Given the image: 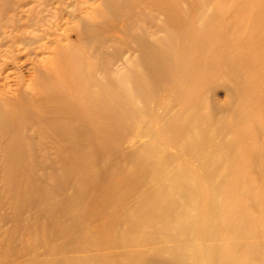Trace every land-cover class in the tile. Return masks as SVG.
<instances>
[{
	"label": "rangeland",
	"instance_id": "obj_1",
	"mask_svg": "<svg viewBox=\"0 0 264 264\" xmlns=\"http://www.w3.org/2000/svg\"><path fill=\"white\" fill-rule=\"evenodd\" d=\"M77 119L97 150L74 135ZM224 124L258 152L264 192V0H0V264H132L92 229L141 188L152 201L191 188L193 170L204 196L208 166L184 144ZM160 150L170 180L155 183ZM258 209L259 224L235 232H210L198 212L184 246L156 247L175 243L158 223L154 240L119 250L155 246L144 264H264V193Z\"/></svg>",
	"mask_w": 264,
	"mask_h": 264
},
{
	"label": "bare ground",
	"instance_id": "obj_2",
	"mask_svg": "<svg viewBox=\"0 0 264 264\" xmlns=\"http://www.w3.org/2000/svg\"><path fill=\"white\" fill-rule=\"evenodd\" d=\"M64 59L65 57L63 56L62 59H60L56 63V69L60 68V65L62 64ZM196 101H199V98ZM95 104L96 102L92 101L91 106H89L88 108H84L85 110H87V114L91 115V112L94 109L96 115H98L95 107L93 106ZM80 107L81 109L83 108L82 106ZM91 107L93 109H90ZM202 110L203 109H200L198 107L193 108V118H197L200 114V111ZM238 113L240 114V112ZM106 114L109 115L110 113L106 112ZM91 116H88L89 119L87 121L90 120ZM80 121L86 120L77 119V123L74 122L72 126L74 135L79 139V141H81L83 138L85 144L82 145V143H78H80L83 148H88L93 152L98 149V144L94 142V140H96L97 138L92 133L87 132L86 128L80 125ZM215 126L216 128L213 129ZM215 126L211 128L213 130H210V132V127H208L207 130V126L205 125L200 126V128H193L192 130H190L189 138L184 144V146L187 145V150L192 153V158L194 159V161H196V164L199 165V167H203V163L200 162L201 160H205V165L208 166L207 186L206 189H203L205 190L204 196H202L203 192L197 191V173L194 170L191 175H184V178H193L191 188L183 182H179L177 184L174 183V185L170 184L165 192L162 193V195L159 197V200L153 199L154 202L150 198V195L152 193L149 194L147 192L148 190L141 188L139 192L133 194L131 198L125 200V202H122L118 206V208L114 210L115 215L110 213L108 216H104V221L100 222V224H97L94 229H92L95 230L98 227L106 228L105 232L103 233L102 230L98 229L97 234H95V244L98 246H113L115 249H117V253L129 256L132 264H144V262L150 260V257H148V252L153 250L152 248L160 247L163 249V251H165L167 250V248L170 249L172 246L179 247V244L184 246V244H186L183 242V240H185L183 239V237H185V233L194 226V223L197 224L196 227H200L198 225L200 223H196V221L194 220V217L196 216V214H198V212L200 214H204V219L205 215L208 213V219L204 221H207L205 227L209 228L210 232H218L220 235L224 234L225 232H235L241 229L243 226L250 227L258 225L261 221L259 218L260 209H258V206H261V204L263 203L264 193L262 192L261 185L259 186L258 184L260 182L258 181L257 175V162L259 159V154L256 149L253 150L252 148H243V146L240 144L237 133L232 130V124ZM105 128L108 134L112 133V125L108 122V120H106ZM228 128H230L231 135L230 137L225 139L223 138V135H225L224 133H226ZM192 133L194 134V139L192 138ZM60 135H62V133ZM62 136L64 137V135ZM67 140L68 142L71 141H69V139ZM70 145L71 144H69V146ZM68 149H65V151ZM164 151L165 150H160L158 151V153H154L153 151H151L149 155V157H156L153 162L157 161L158 168L164 170L160 171L157 176L154 175V177L151 178L152 180H155V183L160 178L164 177L166 180H170V177L165 172L167 171V167H164V169H162L158 164L167 157V154L165 155L163 153ZM160 153L163 154L160 155ZM13 158H15L13 162L15 163L16 167H18L16 164V162L19 161L17 160V156L14 155ZM72 166L71 170L73 168ZM261 169H264L263 166ZM218 176L220 177V187L214 182ZM172 188L175 191L174 196L171 195ZM180 212H184L186 214H180ZM158 223L160 224L161 229L164 230V232L161 233L163 237L158 236L159 240L173 241L175 243L162 244L158 246L156 245V247L134 246L130 249L123 250L121 248V250H119L120 247H125V245L128 244L145 243L146 241L149 242L151 240H154L155 235H152L150 230H153V226L157 225ZM167 232H169L170 234L168 235ZM172 234L173 238H167ZM220 235L214 236V244H217L221 247L224 246L227 249H229L230 247H235L238 244V239H235V241H232L233 244L229 245L227 244V240L225 238L219 239L218 236ZM185 247L191 248V245L187 244V246ZM183 249L186 250V248L184 247ZM102 254L94 253L90 257L94 260L104 258L105 263L107 261V259L105 258H109L112 255L108 252L104 254L103 257ZM251 258L252 262L247 264H260L259 262L257 263V261L254 262L252 255ZM177 261L178 260L176 259V262Z\"/></svg>",
	"mask_w": 264,
	"mask_h": 264
}]
</instances>
